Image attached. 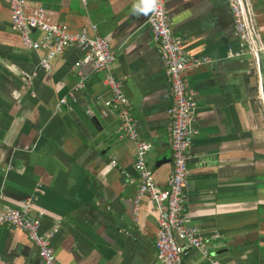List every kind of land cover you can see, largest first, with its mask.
I'll list each match as a JSON object with an SVG mask.
<instances>
[{
	"label": "crops",
	"instance_id": "crops-1",
	"mask_svg": "<svg viewBox=\"0 0 264 264\" xmlns=\"http://www.w3.org/2000/svg\"><path fill=\"white\" fill-rule=\"evenodd\" d=\"M165 1L186 50L215 59L186 73L199 130L188 161L186 218L205 233H220L210 247L220 264H264V113L251 60L227 58L229 49H239L228 0ZM251 1L264 42V0ZM44 4L71 30L93 34L95 25L109 42L116 55L113 73L123 81L137 132L152 146L147 164L164 187L173 169L171 95L147 23L151 2L28 0L30 8ZM44 53L23 46L10 3L0 0V204L17 207L30 197L33 209L45 213L43 231L60 221L51 240L59 264H159L157 212L148 196L138 220L133 215L139 185L135 144L116 134V110L101 113L110 95L105 73L92 72L89 64L75 68L83 51L71 45L46 74L39 65ZM78 71L87 79L77 101L56 107L78 81ZM183 262L212 264L196 249ZM0 264H40L24 231L0 226Z\"/></svg>",
	"mask_w": 264,
	"mask_h": 264
},
{
	"label": "built area",
	"instance_id": "built-area-1",
	"mask_svg": "<svg viewBox=\"0 0 264 264\" xmlns=\"http://www.w3.org/2000/svg\"><path fill=\"white\" fill-rule=\"evenodd\" d=\"M11 23L20 34L26 49H44L40 67L51 74L53 60L61 56L71 45L83 51V57L74 67L84 64L91 66L92 72H104V83L110 95L103 100L101 113L107 116L116 110L119 125L116 134L134 142L136 159L134 168L139 178L137 192L133 199V215L138 220L145 196L153 202L157 212V232L155 236L156 260L159 264H184L183 257L189 249L199 250L212 264H220L210 251L211 244L220 238L218 231L205 233L187 220L185 215L184 190L188 185V161L191 147L199 130L194 125L198 103L188 90L186 73L198 67L212 64L215 59L206 55H193L185 48V40L173 31L172 20L165 0H149L151 11L147 23L154 42L159 49L162 65L170 85L171 104L167 109L169 117V145L173 153V169L164 187L158 186L147 164V154L152 146L140 138L137 124L131 115L130 100L123 81L113 73L116 55L106 38L101 36L95 25L93 34L86 28L71 30L66 23L58 22L53 11L37 6L30 8L28 0H8ZM233 15L234 28L239 49H229L227 58L249 57L257 78V98L264 113V42L257 24V15L251 0H228ZM34 31L41 36L35 37ZM79 79L67 95L61 97L56 107L77 101V92L84 88L87 76L78 71ZM32 84L33 78L29 76ZM91 115L92 109L88 110ZM116 165V160L111 161ZM1 200V199H0ZM33 198H25L17 207H3L0 204V226L24 231L37 248L40 264H59L52 238L60 228V221L52 230L43 231L42 219L45 213L33 209Z\"/></svg>",
	"mask_w": 264,
	"mask_h": 264
},
{
	"label": "water",
	"instance_id": "water-1",
	"mask_svg": "<svg viewBox=\"0 0 264 264\" xmlns=\"http://www.w3.org/2000/svg\"><path fill=\"white\" fill-rule=\"evenodd\" d=\"M43 7L52 8L53 6L50 5V4H44ZM91 120L98 127V129H102V125H101V123L99 122V119L96 116H93Z\"/></svg>",
	"mask_w": 264,
	"mask_h": 264
}]
</instances>
